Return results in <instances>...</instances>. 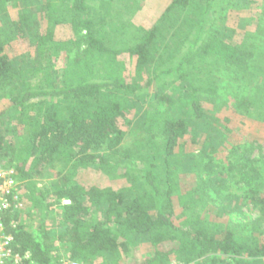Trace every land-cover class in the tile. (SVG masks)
Segmentation results:
<instances>
[{
    "label": "trees",
    "instance_id": "16d2710c",
    "mask_svg": "<svg viewBox=\"0 0 264 264\" xmlns=\"http://www.w3.org/2000/svg\"><path fill=\"white\" fill-rule=\"evenodd\" d=\"M32 1L0 0V15ZM42 1L46 26L33 25L38 13L24 10L17 20L3 17L7 34L0 32V90L15 79L5 90L10 105L0 112V121L9 109H21L23 128L17 143L5 141L0 130V159H18L7 166L17 169L39 213L34 225L23 220V210L0 213L14 251H30L37 264H57L50 241L56 224L58 242L82 264L263 261L264 149L258 155L246 151L245 142L227 148L219 137L229 133L223 119L264 123V18L250 25L249 42H236L222 13L244 7L245 0H169L153 25L140 26L135 39L134 24L110 25L109 32L125 30L129 41H121L105 33L106 18L84 17L90 0ZM62 23L77 27L78 36L58 39L54 26ZM13 37L36 46L30 67L8 53ZM62 52L65 63L57 67ZM33 71L42 77L21 79ZM149 95L154 105L131 129L125 147L132 103ZM188 142L194 148L186 160L202 171L196 169L192 185L182 189L185 163L176 158ZM218 147L228 149L223 162L211 156ZM116 153L121 161H112ZM58 161L62 170L53 172ZM87 167L106 174L123 169L132 185L118 190L82 185L76 177ZM36 177L49 181L27 185ZM209 205L218 208L219 218L244 207L258 215L220 221L206 215ZM136 238L153 249L140 262L123 263Z\"/></svg>",
    "mask_w": 264,
    "mask_h": 264
},
{
    "label": "rangeland",
    "instance_id": "374dc122",
    "mask_svg": "<svg viewBox=\"0 0 264 264\" xmlns=\"http://www.w3.org/2000/svg\"><path fill=\"white\" fill-rule=\"evenodd\" d=\"M42 3H44L42 0H34L27 4H20L18 6L9 7L8 13H6V15L8 14L7 16L0 15V32L4 35V37L7 34L5 29L6 26H4L5 21L3 20V17L6 21L7 19L17 20L19 18L20 12L24 10H28V12L34 11L35 13H38V20H36L33 25L40 22L42 27L46 26L47 20L41 16V12L39 11L40 7L43 5ZM242 3L243 2H241V4ZM168 4L169 0H90L88 4V10L84 14V17H89L94 20L106 18V20H108V26L106 25L105 29L108 32L110 25L115 26L119 25L121 22H127L128 27L129 23H132L134 24V26H136V29H134L135 35H133L131 38L135 39L139 35L140 26L148 27L153 25ZM259 16L264 18V0H245L244 7L241 5L236 6L231 10H226L222 13V18L224 23L227 25V30L229 31V33L233 32L231 35L233 40L236 42H240V40H242L243 38L248 39V42L251 40L250 25ZM54 30L56 37L60 40H68L78 36V29L73 24H58L54 26ZM107 31H105V33H107V36L112 38V40L115 39L114 37L118 36L121 41H129V38L124 32L125 30L120 32L109 33ZM35 48L36 46L34 45V43L31 42L30 39H22L20 37L11 38L7 45V51L10 55H12L13 60L18 65H24V67H30L33 64V59L36 56ZM65 57L66 52H62L59 56L56 57L58 63L57 67L64 65ZM31 74H33V76L29 77V75ZM25 75L26 76H21V79H23V81H35L37 79H40L43 73L40 72L36 75L33 71L29 75H27V73H25ZM14 83L15 79H9L5 85V90H8L10 84L12 85ZM5 90H0V112L10 105V100L5 95ZM152 97L153 95L142 97V99L138 98V100H135V102L132 103L133 108L128 114V136L124 144L125 147H127L131 143L133 137L130 133L131 129H135L138 124L145 119L149 108L154 105V98ZM20 110L21 109H9L7 111V114L0 121V130L5 141H12L14 143H17L20 135L23 134V128L19 127L18 124L19 116L20 114H22ZM217 115L220 121L222 122V119L220 118L221 113L219 112V114L217 113ZM223 122L224 129L227 130L229 133H226L227 136L223 138L219 137V139H224V143H227V148H232V144L245 142L246 145L244 149H246V151H252L257 155L258 153L262 152V150L264 149V123L259 125L255 124L254 126L252 124L248 126L246 123L235 121L231 122L230 120L226 121V119H223ZM213 123L215 124V122ZM213 123L211 124L214 125ZM208 126L210 127V123L208 124ZM198 127H200V125ZM192 148H194V145L191 142L186 143L185 147L179 151V154L176 158L177 160H184L185 163L180 167V169L184 170L180 175L182 189H186L190 187V185H192V181L196 177L195 171H202V166L193 167V165L188 163V161L186 160V157L188 155L187 153H189ZM210 153L211 156L216 157L217 162H223L227 159L226 156L228 154V149L222 147L219 148L216 152ZM11 159L15 160L14 164L18 163V159L16 157H14L13 155H8L1 157L0 164L5 167H9L7 165L9 164ZM121 160L122 156L120 153H116L112 157V161L118 162ZM52 168L53 172L61 171L62 163L58 161L57 163H55V165H53ZM76 178L82 185H99V187H102L103 189L106 187H111L115 190H118L120 188H126L132 185L131 177L127 175V173L123 169L120 168L115 170L112 174H106L105 171L102 172L93 167L80 168ZM48 181L49 180L47 178L42 179L36 177L33 178L31 181H28L27 185L34 186L35 184H37L39 186H42L47 184ZM24 189V207L22 209L23 220L31 225H34L37 221V217L39 214L36 208L37 204L34 200H32V198L28 197V195L30 194L29 188L25 186ZM55 211L56 213H59V210L57 208L55 209ZM204 211L206 215H209L211 219H218L220 221L226 222H228L229 220L235 222L236 220H240L245 216L255 217L256 215H258L257 210L248 209L247 207H244L242 209V212L234 211L231 212L230 215L222 216V218H219L220 216H218V208L214 205H209V207H207ZM52 216L54 217V215L52 214H50L49 216L50 222H52ZM54 225L55 226L53 227V229H55V231L51 232L50 234V241L54 245L53 252L57 255L58 260L68 258L70 256V253L67 251L66 247L63 244L58 242L57 238L59 230L58 226L56 224ZM142 239L144 238H136L135 241L137 242L131 247V250L127 254H123L121 258L123 263H134L138 261L140 262L143 260V258H145L148 253L151 252V250L153 249L151 243L147 240ZM228 262L235 264L234 260H228ZM171 264L183 263L174 258L171 261ZM256 264H264V260L257 262Z\"/></svg>",
    "mask_w": 264,
    "mask_h": 264
},
{
    "label": "built area",
    "instance_id": "2783aa9c",
    "mask_svg": "<svg viewBox=\"0 0 264 264\" xmlns=\"http://www.w3.org/2000/svg\"><path fill=\"white\" fill-rule=\"evenodd\" d=\"M22 181L15 167L0 164V213L12 209L21 211L24 207ZM13 236L6 231L0 219V264H37L30 251L17 253L13 249ZM57 264H82L69 256L60 259Z\"/></svg>",
    "mask_w": 264,
    "mask_h": 264
}]
</instances>
